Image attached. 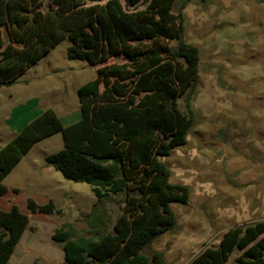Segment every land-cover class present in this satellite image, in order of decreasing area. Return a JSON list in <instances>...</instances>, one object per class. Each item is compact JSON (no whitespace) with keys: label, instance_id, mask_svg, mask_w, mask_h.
<instances>
[{"label":"trees","instance_id":"1","mask_svg":"<svg viewBox=\"0 0 264 264\" xmlns=\"http://www.w3.org/2000/svg\"><path fill=\"white\" fill-rule=\"evenodd\" d=\"M175 1L0 0V86L14 84L64 39L68 59L99 66L76 92L77 122L63 126L46 109L0 147V198L8 191L3 178L56 133L63 148L46 157L47 166L89 185L97 201L124 196L108 233L73 239L71 231L55 230L61 264H164L147 250L175 228L170 205L187 204L190 192L169 181L162 159L186 145L198 87L199 51L183 38L182 11L192 0L174 14ZM26 207L59 213L51 201L28 199ZM28 222L15 205L0 209V264H8ZM234 254L229 264H264V220L227 229L188 264H226Z\"/></svg>","mask_w":264,"mask_h":264},{"label":"rangeland","instance_id":"2","mask_svg":"<svg viewBox=\"0 0 264 264\" xmlns=\"http://www.w3.org/2000/svg\"><path fill=\"white\" fill-rule=\"evenodd\" d=\"M182 1H175L174 14ZM182 14L183 38L199 51L198 87L187 143L162 159L169 181L190 192L187 204L170 205L175 228L147 250L164 264H188L227 229L264 220V0H192ZM69 46L62 40L14 84L0 86V147L46 109L63 126L80 119L76 92L99 66L68 59ZM179 107L185 110L182 100ZM62 148L60 133L37 142L1 182L8 191L0 207L14 204L29 218L16 263L61 264L55 230L92 238L110 232L121 213L122 194L97 201L89 185L46 165ZM28 199L51 201L59 213L32 215Z\"/></svg>","mask_w":264,"mask_h":264},{"label":"crops","instance_id":"3","mask_svg":"<svg viewBox=\"0 0 264 264\" xmlns=\"http://www.w3.org/2000/svg\"><path fill=\"white\" fill-rule=\"evenodd\" d=\"M7 188V187H6ZM12 205H14V204H10V205H8V207H3V208H1L0 207V209L2 210V211H9L10 209H11V207H12ZM32 214V213H31ZM32 215H43V214H38V213H33ZM23 235V234H22ZM18 246V245H17ZM17 247H15L14 248V250H13V252H12V255L10 256V259H9V261H8V264H19V263H16L17 261H18V259H19V257H15V254H16V251H15V249H16ZM19 254V253H18ZM21 254V253H20ZM20 264H21V262H20Z\"/></svg>","mask_w":264,"mask_h":264}]
</instances>
